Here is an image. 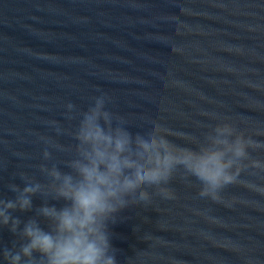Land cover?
Masks as SVG:
<instances>
[{
  "label": "water",
  "instance_id": "95a60500",
  "mask_svg": "<svg viewBox=\"0 0 264 264\" xmlns=\"http://www.w3.org/2000/svg\"><path fill=\"white\" fill-rule=\"evenodd\" d=\"M101 91L132 131L157 120L199 136L215 113L264 142V0H0V196L15 198L21 171L43 181L41 137L74 145L56 132L71 128L64 105ZM169 186L174 199L131 202L108 224L118 264H264V194L230 185L226 207L179 173ZM42 203L13 215L26 221ZM15 242L0 229V249Z\"/></svg>",
  "mask_w": 264,
  "mask_h": 264
},
{
  "label": "clouds",
  "instance_id": "9594fccd",
  "mask_svg": "<svg viewBox=\"0 0 264 264\" xmlns=\"http://www.w3.org/2000/svg\"><path fill=\"white\" fill-rule=\"evenodd\" d=\"M112 104L113 98L101 91L85 107L64 105L71 128L58 126L56 132L70 135L72 146L41 137L44 162L38 170L43 181L21 171L16 175L24 187L7 186L15 198L0 196V229L16 237L10 249H0V264H118L108 224L131 202L147 207L156 197L174 199L169 185L177 173L185 183H198L199 198L226 207L232 201L222 193L230 185L264 194V183L240 179L246 173L264 181V159L252 155L264 152V142L232 121L204 113L216 123L198 124L205 129L199 136L157 120H145L132 131L130 120L113 111ZM49 149L68 152L70 159L53 161ZM35 196L43 203L35 216L22 222L13 213L31 211ZM49 200L63 204L57 207Z\"/></svg>",
  "mask_w": 264,
  "mask_h": 264
}]
</instances>
